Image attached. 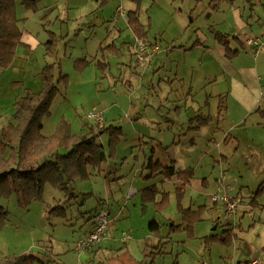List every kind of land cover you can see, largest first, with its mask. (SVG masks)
Listing matches in <instances>:
<instances>
[{
	"label": "rangeland",
	"instance_id": "374dc122",
	"mask_svg": "<svg viewBox=\"0 0 264 264\" xmlns=\"http://www.w3.org/2000/svg\"><path fill=\"white\" fill-rule=\"evenodd\" d=\"M251 2L36 0L34 11L21 0L16 1V13L22 20V43L12 65L0 70V129L11 120L13 102L26 89L39 91L40 70L53 63L57 76L60 71L66 77L58 81L59 92L50 115L42 120V132L53 133L64 118L73 133H85L94 125L86 118L94 107L104 115L103 123L95 128L119 126L121 135L113 152L108 131L98 135L100 152L104 153L102 171L89 181L74 182L80 196L67 204L65 214H49L48 207H54L56 202L51 198L54 188L48 183L43 186L41 197L27 206L19 204L15 194L1 199L0 205L8 211V217L0 226V254L31 253L36 258L29 264H171L173 258L181 264H244L259 258L264 264V191L257 192L264 182V117L251 114L246 124L233 125L241 113L239 105L230 100L227 116L224 113L223 118L216 117L217 103L208 99L207 92L224 77H214L218 65L213 58L205 57L203 70H196L191 77L190 66L187 73L181 70L185 59L199 63L201 45L213 43V29L230 34V50L237 48L234 41L238 37V44H244L247 38L262 39L258 55L259 59L264 57V0ZM214 3L219 6L213 7ZM119 7L125 13L136 10L146 25L145 38L153 42L155 52L143 63L137 64L133 54V42L138 36L118 15ZM46 40L49 41L44 44ZM49 49L53 54L48 53ZM252 51V47H239L235 63L257 59ZM79 59L92 62L79 70L75 66ZM177 72L191 80H179L175 74L181 75ZM177 105L179 116L175 113ZM199 106L215 120L209 127L188 129L189 125H196L188 116L197 114L188 108L195 110ZM169 124L174 132L178 131L176 134L167 133ZM159 133L163 140L158 139ZM191 136L196 139L192 143ZM174 139L176 170L190 169L180 198L175 188L182 182L176 175L144 180L150 175L146 168L150 158L165 165L171 163L173 157L165 150ZM144 184H156L168 192L163 209L156 210L152 202L143 207L138 190ZM217 193L237 201L234 214L226 217L224 205L211 200ZM159 198L157 195L156 200ZM179 203L193 210L204 206L202 220L192 224V233L182 228L170 231L164 223L158 236L151 234L148 221L152 218L164 222L169 217L175 224L182 223ZM58 204L65 205L64 201ZM101 208L108 212L110 232L119 237L125 232L134 239L145 237L152 241L141 259L119 255L124 246L119 241L109 242L105 254L94 248L101 241L83 252L76 250L74 241L79 233L92 228L86 216L90 214L92 222ZM228 227L232 229L228 244L209 237L220 235ZM159 241L164 242L165 252L150 256L148 253Z\"/></svg>",
	"mask_w": 264,
	"mask_h": 264
},
{
	"label": "trees",
	"instance_id": "16d2710c",
	"mask_svg": "<svg viewBox=\"0 0 264 264\" xmlns=\"http://www.w3.org/2000/svg\"><path fill=\"white\" fill-rule=\"evenodd\" d=\"M16 1L0 0V70L12 65L17 48L22 43V30L19 25L21 19L16 13ZM194 1L199 2L201 0ZM212 1L210 0L211 3ZM245 1L251 2V0ZM21 3L27 9L33 8L34 11H37L36 0H21ZM215 5L216 3L213 4V7ZM218 6L219 4L216 5V7ZM126 23L136 36L143 40L146 39V25L141 22L136 10L126 12ZM215 38L224 46L226 55L230 57L229 35L216 32ZM48 41L46 40L44 44H47ZM48 53L53 54L50 49ZM90 62L92 60L79 59L75 66L77 65L76 68L82 70ZM58 74L57 76L54 71L53 63L44 65L40 70V90L26 89L25 94L13 102L14 111H12L11 120L0 129V200L8 199L15 194L18 203L27 206L41 197L43 186L48 183L54 189L62 192L65 197V205L55 204L54 207H48L49 214L55 217L60 216L61 213L65 214L67 204L80 196L75 192L73 186L76 180L88 181L102 171L103 158L100 156L102 146L97 141L98 135L103 131H108L111 152H113L121 135V127L119 126L105 127L101 125L95 128L98 124L89 127L85 133H73L70 123L64 118L56 124L53 133L45 135L42 132V120L50 115L51 104L59 92V79L66 77L60 71ZM15 83H19V81ZM224 111L225 97L221 96L218 116H221ZM192 119L196 125L190 128H200L210 125L213 116L197 114ZM148 162L146 168L150 169V175L145 178L149 179L152 176L161 175L166 179L176 175L182 182L181 186L175 188L180 198L183 195L184 180L188 179L190 169L176 170L172 162L165 165L159 161L154 162L152 158ZM260 191H264V182L261 183L257 192ZM140 194L143 207L152 202L155 204L156 210L160 211L167 202L168 192L159 189L156 184L146 186ZM157 195H160L159 200H156ZM82 196L85 197L86 194H82ZM202 207L204 206L201 205L198 210H193L179 203L178 213L181 215L182 223L175 224L171 221L168 224L170 231L182 228L188 233H192V224L202 220ZM7 217L8 211L0 205V226L4 224ZM225 225L228 226L229 224ZM160 227L161 224L155 220L148 224L149 231L155 236H158ZM230 228L228 227L220 235L209 237L212 240H220L217 242L228 244L232 238V229ZM160 253L161 249L156 247V251L150 250L148 254L153 257V255ZM35 258V255L31 253L14 256L0 254V264H29ZM171 264L181 263L175 258Z\"/></svg>",
	"mask_w": 264,
	"mask_h": 264
},
{
	"label": "crops",
	"instance_id": "0c3cea01",
	"mask_svg": "<svg viewBox=\"0 0 264 264\" xmlns=\"http://www.w3.org/2000/svg\"><path fill=\"white\" fill-rule=\"evenodd\" d=\"M21 23H22V20L19 23L20 28L22 26ZM212 31L214 32L213 43L212 44L207 43V44L201 45L202 56L199 58V63H195V62L189 63L185 59L184 63H183L184 67L181 69L182 72L187 73L188 72L187 66H190L191 67L190 77H191V75L192 76L194 75V72L196 70H203L202 68L204 66V58L205 57L213 58L215 63L218 65V68L215 71V74H213L214 77H217L220 74L223 75V77H224L221 82H216L217 80H213L216 83L214 85H211L213 87L211 88L210 92H207L208 99L212 98L217 103V106H216L217 116L216 117H218V105H219V100H220L221 96H224L225 101H226L225 111L221 114V118L224 117V113H225V116H227L226 109L228 108V105H227L228 100H230L231 102H235L240 107V113L241 114L237 118V120H235L236 122L235 121L233 122V123H235L233 125L246 124V121H247L248 117L251 116V114H256V116L259 115L258 117H261V118L264 117V108H263V106H264V88L262 87V85H263L262 79L264 78V57L259 59V55H258L259 53L255 54V50H254L252 52H253L254 57L258 56L257 59L254 58L253 60L251 59V60L246 61V62L235 63L234 60H236L239 57V47L242 48V46L245 45L246 47L255 48L253 45H250V46L247 45L246 41L249 40L250 38H247L245 40L244 44H242L243 43L242 41H241L242 43H240V44L237 43V41H239V37L237 40L235 39L236 41H234V42H236L237 48H235V49L233 48L232 50L229 51V53L231 55L229 57L226 55V50H225L224 46L221 43H219L218 40H216V38H215V33L221 32V31H216L214 29ZM222 33H225V32H222ZM225 34L230 35L229 33H225ZM146 40H147V38H146ZM147 43H148V45H154L153 42L148 41V40H147ZM195 45H192L191 47L194 48ZM255 49H257V48H255ZM143 62H141V63H143ZM137 64H140V63L137 62ZM261 65H263V66H261ZM182 72H177L181 76H178L177 74H175V76L180 77L179 80L184 81L185 79H188V78H186V76ZM206 78H207V76H205V79ZM188 80L190 81L191 78ZM188 86L193 87V85H191V84H189ZM191 89L192 88L188 89V91ZM167 101H168V98H166L165 102H167ZM206 103H209V101L207 100ZM179 108H180V106L177 105L176 110H175V113L178 116L180 115V112H181ZM188 111L195 112L197 114H203V115H204V113H206V109L202 108L200 106L198 107V109H195V110H191V108L189 107ZM197 114H195L193 116H188V118H193ZM206 115H211V114L206 113ZM213 118L215 120V117H213ZM170 122H171V120H170ZM167 127H168L167 133L169 132L170 135L172 134V132H173V134H176L178 132V131L174 132L172 130L171 124H169V126L167 125ZM190 127H193V126L189 125L188 129H190ZM208 127H209V125H208ZM208 129L209 128H207L206 130H208ZM201 138L202 139L205 138V141H206V137L202 136ZM158 139L163 140L164 137L159 133ZM194 140H196V139H194V137L191 136V140H190L191 143ZM179 141H180V139H177V142H179ZM175 142H176L175 139L173 141L168 142V146L165 150L169 155H172L173 158L170 159V161L173 163V165H174V162L176 161L175 157H174V155H176L175 148H174ZM172 150H173V153H171ZM163 179L164 178L162 177V180ZM144 180L148 181L149 179H146L144 177ZM146 186H148V185L144 184V186L139 188L138 191L141 192V190L144 189V187H146ZM140 192H138V193H140ZM53 197H54V203L56 202V204L65 201L64 194L57 189L53 190V192L51 194V198H53ZM48 199H50V198H48ZM95 209H96V207H95ZM89 219H91L90 214H88L85 218V220L87 221V223L90 226L91 222L89 221ZM166 219H167V221L160 222L156 218H152L151 220L148 221V224L152 220H155V221L157 220L158 223H160V224L165 223L166 225L169 224L171 221H173V219L169 218V217ZM89 228L90 227L84 229L82 232L79 233V235L87 233L89 231ZM108 229H110V228H108ZM151 234H153V233H151ZM125 235H127V239L123 242L121 240L122 236L119 237V235H117L116 233L110 232L108 230L106 236L101 240L100 243L96 244V246L94 248L100 249L101 252L103 254H105L108 252V250L106 248L107 245H111V244H114L116 241H119L121 243L120 244L121 246L124 245L121 247L122 249L119 251V253H118L119 255L129 254L137 260L141 259L143 253H146V248L148 246L150 247V245H151L150 242H152V241H146L145 237H143L141 239H134L131 237V235H128L127 233H125ZM109 242H111V244ZM163 243L164 242L159 241L158 246H157L158 248L161 249V253L165 252V250L163 248ZM152 251H156V247H152ZM172 260H174V258ZM249 261L250 260H246L244 262V264L249 262Z\"/></svg>",
	"mask_w": 264,
	"mask_h": 264
},
{
	"label": "built area",
	"instance_id": "2783aa9c",
	"mask_svg": "<svg viewBox=\"0 0 264 264\" xmlns=\"http://www.w3.org/2000/svg\"><path fill=\"white\" fill-rule=\"evenodd\" d=\"M118 15L126 20V13L122 10L121 7L117 8ZM247 45H253L258 49L260 44H262V39L254 38L246 41ZM153 45H148L143 39L137 37L133 42V54L138 63L145 62L147 58L155 52V47ZM255 54L258 53V50L255 49ZM102 111L95 110L93 107L86 114V118L89 121L94 122L93 124H102L104 121V115L101 113ZM211 200L214 202L220 201L224 205L225 216L229 217L237 211V201L225 194L220 195L217 193L211 197ZM93 226L90 231L85 234L78 235V238L74 241L75 248L78 251H85L90 248V246L94 243L101 241L108 232V212L107 210L101 208L98 212L93 216ZM127 239V235L122 233L121 240L125 241ZM246 264H262L261 259L254 258L247 262Z\"/></svg>",
	"mask_w": 264,
	"mask_h": 264
},
{
	"label": "water",
	"instance_id": "95a60500",
	"mask_svg": "<svg viewBox=\"0 0 264 264\" xmlns=\"http://www.w3.org/2000/svg\"><path fill=\"white\" fill-rule=\"evenodd\" d=\"M100 156L103 157L104 156V153L103 152H100Z\"/></svg>",
	"mask_w": 264,
	"mask_h": 264
},
{
	"label": "bare ground",
	"instance_id": "6f19581e",
	"mask_svg": "<svg viewBox=\"0 0 264 264\" xmlns=\"http://www.w3.org/2000/svg\"><path fill=\"white\" fill-rule=\"evenodd\" d=\"M91 221H92V220H91ZM91 223H92V226H93V221H92ZM91 229H92V228H91ZM91 229H90V230H91ZM90 230H89V231H90Z\"/></svg>",
	"mask_w": 264,
	"mask_h": 264
}]
</instances>
